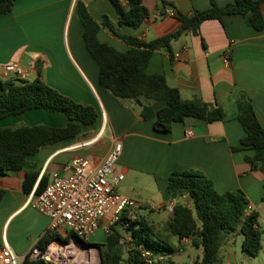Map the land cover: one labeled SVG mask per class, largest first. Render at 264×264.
I'll return each mask as SVG.
<instances>
[{
	"label": "crops",
	"instance_id": "0c3cea01",
	"mask_svg": "<svg viewBox=\"0 0 264 264\" xmlns=\"http://www.w3.org/2000/svg\"><path fill=\"white\" fill-rule=\"evenodd\" d=\"M78 1L100 24L104 16L118 23L111 0H17L12 12L0 16V80L17 79L6 73L4 67L18 63L26 75L23 80L40 79L75 102L94 106L99 114L94 124L81 126L76 138L45 145L28 158L29 166L0 175V188L5 190L0 202V243L7 241L18 255L26 257L50 226L48 216L28 205L37 189L45 188L53 174L77 156L103 158L114 142L123 147L116 166L124 175L118 187L122 196L154 211L153 208L170 203L167 186L173 172L200 170L218 193L242 190L246 194L252 212L258 215L263 240L264 173L253 170L247 162L246 156L252 151L234 152L233 148L245 136L237 120V93L251 98L264 128V31L259 32L247 15H228L223 21L207 20L197 34L185 32L172 41L170 48L153 52L146 74L162 75L170 87L180 90L184 100L219 106L228 115L227 121L213 124L188 118L174 123L171 132L164 133L155 130L152 120L142 119L137 101H120L100 86L99 67L83 40ZM233 1L216 3L224 7ZM167 2L144 0L149 18L136 29L121 27V32L151 42L180 29V15L193 16L212 6L210 0ZM171 11L175 15L171 16ZM261 12L264 17V3ZM98 37L100 42L122 52L130 49L102 27ZM224 54L229 55V65L224 63ZM159 106L154 104L156 109ZM67 123L65 114L45 109L0 121L7 128H63ZM188 130L193 131L192 137L187 136ZM171 218L172 214L166 223ZM150 223L158 229L166 224ZM105 242L106 239L102 243ZM242 243L239 232L227 235L219 255L221 263L237 264V256L244 251ZM181 252L187 253L191 264H202L203 248H193L187 239L170 255L169 264H174V257Z\"/></svg>",
	"mask_w": 264,
	"mask_h": 264
},
{
	"label": "trees",
	"instance_id": "16d2710c",
	"mask_svg": "<svg viewBox=\"0 0 264 264\" xmlns=\"http://www.w3.org/2000/svg\"><path fill=\"white\" fill-rule=\"evenodd\" d=\"M16 1L0 0V16L12 12ZM111 1L118 15L117 24L109 16H104L100 24L82 2L77 3L86 50L99 67L100 86L120 101H139L140 116L144 121L152 120L155 130L159 132L169 133L174 123L188 118L209 124L227 121L228 115L221 107L200 100H184L180 90L170 87L164 76L148 75L146 68L154 51L170 48L172 41L185 32L197 34L207 20L223 21L228 15H247L250 23L263 32L261 9L264 0H234L224 7H220L216 0H210V8L196 11L193 16L180 15L181 27L175 33L151 42L123 34L120 30L121 27L136 29L149 18L144 0ZM161 1L168 3L167 0ZM101 27L128 44L130 49L122 52L100 42L98 32ZM235 100L237 120L245 136L233 151H252L251 155L246 156L247 162L253 170L264 173V128L259 123L250 97L239 92ZM155 103L160 104L159 108L154 107ZM37 109L65 114L68 123L63 128L48 125L7 128L0 125V175L24 169L29 166L28 158L36 155L43 146L76 138L82 125L94 124L99 116L94 106L79 104L40 79L32 82L19 78L0 80V121ZM43 189H37V194ZM167 193L170 201L176 202L171 220L160 231L138 213L135 222L125 229L131 233L127 258L122 242V224L113 227L105 243L94 244L91 240L85 243L103 248L104 264H144L139 253L142 244L166 254L168 259L162 263L166 264L170 255L187 239L193 248H203L202 264H222L219 255L227 235L239 232L243 236L244 252L251 257L259 256L263 231L258 227V215L246 213L250 203L242 190L218 193L214 183L202 171L189 170L175 171L169 176ZM4 194L5 190L0 188V202ZM183 196L189 197L191 208L183 201ZM73 238L74 235L70 233L63 235L47 230L36 246L45 252L55 240L67 244ZM173 239H177L178 245L174 244ZM22 264L47 263L42 259H31L28 254Z\"/></svg>",
	"mask_w": 264,
	"mask_h": 264
},
{
	"label": "built area",
	"instance_id": "2783aa9c",
	"mask_svg": "<svg viewBox=\"0 0 264 264\" xmlns=\"http://www.w3.org/2000/svg\"><path fill=\"white\" fill-rule=\"evenodd\" d=\"M170 15L175 13L171 11ZM223 59L226 65L230 64L228 54H224ZM4 71L19 79L26 76L18 63L7 64ZM193 134L192 130L187 131L188 137ZM122 150V144L114 142L107 155L99 160L91 156L75 157L62 171L55 172L52 181L39 194L33 196L28 205L49 217V231L63 235L70 233L85 242L91 240L99 229L107 236L113 227L122 224L121 231L125 232V229L135 222L137 209L141 207L139 201L122 196L118 192L119 184L124 180V175L116 170ZM182 199L192 207V203L187 201L188 196H183ZM175 205V201H170L166 206L152 210L173 214ZM252 211L253 208L249 205L246 213ZM55 241L64 243L59 239ZM49 249L43 252L41 248L34 246L29 254L31 259H42L47 264L69 260L70 255L60 250L57 261L48 255ZM139 251L144 264H162L168 259L166 254L156 252L145 244L141 245ZM25 258L18 255L7 241L0 243V264H22Z\"/></svg>",
	"mask_w": 264,
	"mask_h": 264
},
{
	"label": "rangeland",
	"instance_id": "374dc122",
	"mask_svg": "<svg viewBox=\"0 0 264 264\" xmlns=\"http://www.w3.org/2000/svg\"><path fill=\"white\" fill-rule=\"evenodd\" d=\"M137 210L142 217H145L147 220H149V222H153L156 224L164 225L166 221L170 219V213H168L167 211L156 212V211H151L150 208H144V207H140V208L138 207ZM159 229L160 231L164 230V226L160 227ZM123 237H124V240H122V242H124V245H125L124 253H125V258H127L129 255L128 252L130 250V246L128 245V243L131 240L130 231L123 232ZM105 239H106L105 233L103 232L102 229H99L96 231L95 235L92 237L91 242H93L94 244H102V242L105 241ZM172 241L174 242V244L178 245L177 239H173ZM73 243L78 244L79 246L77 247L81 248L82 250L84 249L83 251H84L86 261H89L91 259L90 255L92 254V252L93 253L95 252L98 258L100 254L102 255V251H103L102 247H100L101 249L100 251L97 249V247L99 246L89 245L90 247H84L81 243L76 242L74 239H72L70 243H67V244L62 243L63 246L65 245L68 246V247H64L63 249L64 254L68 255V253L69 254L73 253V251L69 249V245L71 246ZM67 250L69 252H67ZM68 258L70 261L71 260L70 256H68ZM57 261H59V259H57ZM173 261H174V264H191L192 263L191 258L187 256V253H182V252L180 255L175 256ZM236 261H237V264H264V239L262 240V250L258 257H251L248 253L243 251L239 253V256H237L236 258ZM57 264H60V263L58 262ZM96 264H101L100 261H98V259H97ZM166 264H169V262H167Z\"/></svg>",
	"mask_w": 264,
	"mask_h": 264
},
{
	"label": "bare ground",
	"instance_id": "6f19581e",
	"mask_svg": "<svg viewBox=\"0 0 264 264\" xmlns=\"http://www.w3.org/2000/svg\"><path fill=\"white\" fill-rule=\"evenodd\" d=\"M77 246L79 245L74 244V243L71 246L69 245V249L73 251V253L71 254L68 253V255L72 256L71 260L70 261L68 260L66 262H59V263L60 264H96L97 259L98 261H100V259L98 258L95 252L94 253L92 252V254L90 255L91 259L89 258L90 260L86 261L84 251H83L84 249L82 250L81 248ZM64 247L65 246H63L61 243L55 241L52 243L51 249H49L48 255L57 260L59 257L60 250H63ZM67 252L69 251L67 250Z\"/></svg>",
	"mask_w": 264,
	"mask_h": 264
},
{
	"label": "water",
	"instance_id": "95a60500",
	"mask_svg": "<svg viewBox=\"0 0 264 264\" xmlns=\"http://www.w3.org/2000/svg\"><path fill=\"white\" fill-rule=\"evenodd\" d=\"M137 103L140 104L139 101H137ZM74 240H75L76 242L81 243L84 247H90V246L87 245L84 241H82V240H80V239H78V238H76V237H74ZM97 249H98L99 251L101 250L100 247H97ZM99 258H100V263H101V264H104V263H103V258H102V255H101V254L99 255Z\"/></svg>",
	"mask_w": 264,
	"mask_h": 264
}]
</instances>
